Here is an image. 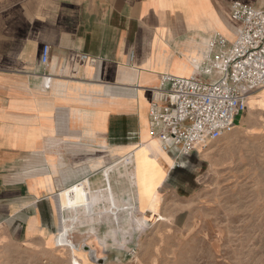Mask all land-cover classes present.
I'll list each match as a JSON object with an SVG mask.
<instances>
[{"label": "crops", "instance_id": "obj_1", "mask_svg": "<svg viewBox=\"0 0 264 264\" xmlns=\"http://www.w3.org/2000/svg\"><path fill=\"white\" fill-rule=\"evenodd\" d=\"M233 1L263 4L0 0V264L52 255L61 250L59 239L78 250L84 235L97 251L99 219L76 220L65 237L67 215L73 213L72 221L95 198L89 211L106 209L102 216L110 221L118 171L121 205L131 171L140 187L166 182L175 169L150 141V89L164 75L206 80L199 68L217 52L209 41L235 37ZM44 45L50 48L46 64ZM81 55L96 63L81 65ZM85 224L92 227L86 234L80 232Z\"/></svg>", "mask_w": 264, "mask_h": 264}, {"label": "rangeland", "instance_id": "obj_2", "mask_svg": "<svg viewBox=\"0 0 264 264\" xmlns=\"http://www.w3.org/2000/svg\"><path fill=\"white\" fill-rule=\"evenodd\" d=\"M247 105L231 133L186 160L163 185L131 181L123 205L118 171L110 221L102 216L106 209L89 211L95 198L74 213L77 219L67 213L69 230L76 220L99 219L97 251L86 235L78 250L59 239L61 250L27 264H264V91ZM86 224L81 233L91 230Z\"/></svg>", "mask_w": 264, "mask_h": 264}, {"label": "built area", "instance_id": "obj_3", "mask_svg": "<svg viewBox=\"0 0 264 264\" xmlns=\"http://www.w3.org/2000/svg\"><path fill=\"white\" fill-rule=\"evenodd\" d=\"M229 11L237 23L235 37L228 42L216 35L209 41L217 52L199 68L206 80L164 75L159 86L150 89L148 129L175 170L231 133L235 119L247 111L248 99L264 89V0L260 8L233 1ZM49 52L44 45L42 64L48 62ZM79 60L81 65L96 63L86 55Z\"/></svg>", "mask_w": 264, "mask_h": 264}, {"label": "bare ground", "instance_id": "obj_4", "mask_svg": "<svg viewBox=\"0 0 264 264\" xmlns=\"http://www.w3.org/2000/svg\"><path fill=\"white\" fill-rule=\"evenodd\" d=\"M261 91H264V89H262ZM149 135V134H148ZM146 139V138H145ZM150 141H152L153 143H156L157 142V144H158V150H160L162 153H165V152H163L162 151V149H161V147H160V144H159V142H158V140H156L155 138H153V137H151L150 138ZM157 146V145H156ZM131 154V153H130ZM147 154V153H146ZM161 154V153H160ZM151 155V154H150ZM132 158V157H131ZM138 161V160H137ZM139 163V162H138ZM161 164V163H160ZM159 165V164H158ZM157 165V166H158ZM160 166V165H159ZM158 166V167H159ZM173 168H174V163H173ZM118 168V167H117ZM138 168V167H137ZM133 170V169H132ZM157 170V169H156ZM169 170V169H168ZM111 171H112V169H111ZM165 171H166V169H165ZM175 171V170H174ZM149 172V171H148ZM150 173V172H149ZM158 173V172H157ZM160 173V172H159ZM188 173V172H187ZM189 174V173H188ZM121 175V174H120ZM130 175H131V177H130V179H131V181H132V183H133V185H135V180H134V172L133 171H131V173H130ZM136 175V174H135ZM155 175V174H154ZM161 175H162V173H161ZM150 177V176H149ZM166 177V176H165ZM154 179V178H153ZM152 180V179H151ZM139 181V180H138ZM148 181H149V179H148ZM150 182V181H149ZM81 184V188H82V191L84 192V193H87L88 191H89V189H88V187H87V183L84 181V182H81L80 183ZM143 184V183H142ZM147 184H149V183H147ZM151 198H152V195L150 196ZM70 226H68L67 228H65V237H67V235H68V233H69V231H68V228H69Z\"/></svg>", "mask_w": 264, "mask_h": 264}]
</instances>
